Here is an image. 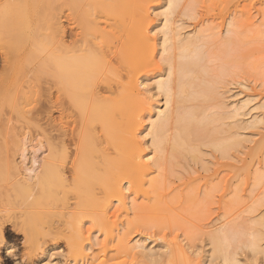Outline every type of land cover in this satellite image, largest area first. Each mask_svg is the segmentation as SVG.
Listing matches in <instances>:
<instances>
[{
    "label": "bare ground",
    "instance_id": "6f19581e",
    "mask_svg": "<svg viewBox=\"0 0 264 264\" xmlns=\"http://www.w3.org/2000/svg\"><path fill=\"white\" fill-rule=\"evenodd\" d=\"M75 1L0 0V252L7 257L2 260L0 254V264L49 261L59 249V241L75 261L85 258L88 263L85 252L91 250V244L85 236V220L104 236L106 249L115 239L109 227L113 203L128 211V191L144 194L150 201L143 189L150 165L162 170L164 164L179 163V158L186 157L184 153L196 159L195 143L203 142L207 132L218 134L208 144L222 158H228L241 142L229 129L242 125L239 121L247 115L244 110L249 100H238L222 114L207 112L204 105L186 106L188 102L212 101L216 89L213 81L208 83L203 77L200 36L181 38L175 22L172 27V16L183 0H163L157 7L163 17L159 54L165 68L154 82V90L163 100L162 108L151 105L154 115L148 110L149 99L139 91L143 85L139 80L147 67H157V50L149 31L150 10L157 1L94 0V6L101 7L111 21L108 30L92 31L103 38L107 50L100 46L102 42L87 45L74 37L70 41L62 38L64 10L68 9L71 19L75 17ZM107 93L114 97H106ZM62 101L77 110L81 122L73 133L71 163L60 139L65 134L59 133L58 120H50V129L42 124L43 115H52ZM146 112L149 120L145 126ZM226 119L235 121L228 130L222 128ZM252 122L264 123V118L253 117ZM141 138H148L150 152H144ZM34 140L35 146H30ZM111 142L113 154L104 148ZM43 149L47 153L37 157ZM155 183L159 180L149 182L150 186ZM221 230L210 237V260L241 264L235 251L229 250L237 235L230 229ZM247 237L239 242L240 248L262 256L264 264L261 235L254 232ZM19 239L22 251H16ZM122 242L118 246L127 250ZM167 248L168 264H191L178 243ZM155 255L153 248L148 249L147 256ZM105 259L99 264H107Z\"/></svg>",
    "mask_w": 264,
    "mask_h": 264
},
{
    "label": "rangeland",
    "instance_id": "374dc122",
    "mask_svg": "<svg viewBox=\"0 0 264 264\" xmlns=\"http://www.w3.org/2000/svg\"><path fill=\"white\" fill-rule=\"evenodd\" d=\"M156 1L157 6L150 10L149 31L157 50V67H147L139 80L143 84L139 91L149 99L148 110L153 115L155 110L151 105L162 108L163 104L162 96L154 90V82L160 73L164 74L165 68L159 54L163 17L161 9L157 8L163 0ZM92 2L94 0H76L75 17L72 16V19L68 9L64 10V41H70L72 37L79 44L90 45L103 41L92 31L108 30L111 21H108L102 8L96 3L94 6ZM172 17V27L175 22L181 38L200 36L204 53L202 68L206 71L203 77L208 83L209 80L214 82L211 85L216 86L214 88L218 94L215 93L216 98L214 96L212 101L204 104L188 102L186 106L204 105L207 112L213 110L222 114L223 111H230L238 100H249L244 110L247 115L241 117L239 123L242 125L238 124L240 127L237 130L229 129L235 121L226 119L222 122L225 124L222 127L224 130L229 129V133L239 135L240 144L230 150L228 158H222L208 144L218 134L207 132L203 142L195 143L199 152L194 155L196 159H192V154L184 153L186 157L179 158V163L164 164L162 170L150 165L151 171L146 178L148 183L143 185L150 201L144 194L136 196L128 191L125 196L128 211L124 212L113 203L109 212V227L113 228L115 239L106 249L102 245L104 236L85 220V236L89 237L91 244V250L85 252L88 263L85 258L75 261V257L67 254L65 243L59 241V249L53 251L49 261L40 264H99L101 259H105L104 256L107 257V264H168L170 253L166 250V243L168 250L175 243L183 247L191 264H221L219 259L210 260V237L221 229H230L237 235L229 250L235 251L241 264H263L262 256L252 254L243 246L240 248V244L250 233L255 232L261 235V244L264 246V142L261 143L264 141V123L254 125L252 122L253 117L264 118V0H238L234 5L220 4L215 0H183ZM104 43H100V46L107 50ZM111 52H114L113 48ZM105 96L114 97L109 93ZM71 109L62 101L59 109L51 112L53 117L49 113L46 118L43 115L42 122L46 129H50V120H58L59 133L65 134L60 139L64 142L69 162L75 155L76 138L73 133L81 123L77 110ZM148 120L146 112L143 125L146 126ZM214 126L217 128L219 125L217 123ZM209 129H213V126ZM32 131L31 137L35 138ZM147 141L148 138L140 139L144 152L151 150ZM34 144L36 142L30 146ZM112 144L109 143L107 147L104 145L106 151L110 149V154L114 152ZM43 152L47 153V149L35 155L39 157ZM69 162L67 169L70 167ZM153 179L159 180V183L150 186L149 182ZM119 240L123 241L127 250L118 246ZM21 243L22 239H19L16 251L23 250ZM137 245L146 247L145 251L141 247H134ZM150 248L156 254L154 257L147 256ZM0 254L2 260L7 259L2 250ZM34 264L38 263L35 261Z\"/></svg>",
    "mask_w": 264,
    "mask_h": 264
}]
</instances>
